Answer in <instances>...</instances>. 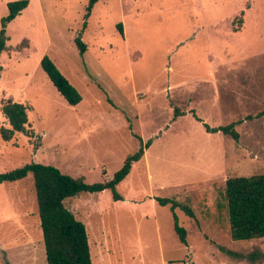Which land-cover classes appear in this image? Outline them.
I'll return each instance as SVG.
<instances>
[{"label":"rangeland","instance_id":"obj_1","mask_svg":"<svg viewBox=\"0 0 264 264\" xmlns=\"http://www.w3.org/2000/svg\"><path fill=\"white\" fill-rule=\"evenodd\" d=\"M10 1L0 0V30ZM29 1L6 28L0 127L7 99L26 106L30 125L10 142L0 135V173L37 161L105 181L152 139L117 185L121 199L106 189L64 201L86 225L92 263L264 264V238H231L224 197L228 178L264 173V0H98L83 54L75 37L91 0ZM45 54L79 104L40 66ZM234 121L238 141L206 128ZM157 197L194 210H175L187 244ZM0 264H47L31 173L0 184Z\"/></svg>","mask_w":264,"mask_h":264},{"label":"trees","instance_id":"obj_2","mask_svg":"<svg viewBox=\"0 0 264 264\" xmlns=\"http://www.w3.org/2000/svg\"><path fill=\"white\" fill-rule=\"evenodd\" d=\"M97 1H90L85 15L86 20L80 33L75 37V44L80 50V54H83L87 49V45L82 39V33L87 28V18ZM29 3V0L8 2L9 13L2 18L0 30V55L9 48L6 44L8 24L21 14ZM117 28L119 33L123 34L121 22L117 24ZM21 44L17 46V50L21 49ZM40 66L70 105H77L82 101L80 91L48 54L41 58ZM1 110L9 122L8 127H0V135L5 142L15 140L20 133L28 132L29 117L26 106L22 102L13 99L4 100L1 103ZM175 113L179 114V111L176 110ZM262 115H264V109L257 114V116ZM252 117V115L247 116L248 119ZM236 124V121L214 127L206 124V128L212 132L220 131L238 141L240 133L236 129ZM151 142L152 139L145 143L141 140L138 151L129 155L122 167L114 173V176L105 181L90 183L83 176L74 177L54 165L37 161L0 173V184L21 180L30 173L33 174L47 264H93L86 225L76 217L64 201L81 192L95 193L106 189L112 191L115 200L121 199L116 188L117 185L130 173L133 162L144 155L145 149L151 145ZM224 197L231 238L233 240L264 238V173L228 178L225 182ZM156 200L161 205H170L173 212L174 230L180 241L187 244V230L180 224L175 210L180 208L190 217H195L192 207L188 203L170 197H157ZM260 255L261 252L253 251L249 258L254 262Z\"/></svg>","mask_w":264,"mask_h":264},{"label":"crops","instance_id":"obj_3","mask_svg":"<svg viewBox=\"0 0 264 264\" xmlns=\"http://www.w3.org/2000/svg\"><path fill=\"white\" fill-rule=\"evenodd\" d=\"M40 61V60H39Z\"/></svg>","mask_w":264,"mask_h":264}]
</instances>
